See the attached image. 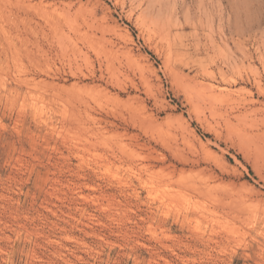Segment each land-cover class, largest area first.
<instances>
[{
  "label": "rangeland",
  "instance_id": "1",
  "mask_svg": "<svg viewBox=\"0 0 264 264\" xmlns=\"http://www.w3.org/2000/svg\"><path fill=\"white\" fill-rule=\"evenodd\" d=\"M0 264H264V0H0Z\"/></svg>",
  "mask_w": 264,
  "mask_h": 264
},
{
  "label": "bare ground",
  "instance_id": "2",
  "mask_svg": "<svg viewBox=\"0 0 264 264\" xmlns=\"http://www.w3.org/2000/svg\"><path fill=\"white\" fill-rule=\"evenodd\" d=\"M84 35V34H83ZM4 38V37H3ZM43 72V71H42ZM46 82V81H45ZM56 83V82H55ZM50 84V83H49ZM263 216V215H262ZM246 219V218H245ZM263 220V219H262ZM244 222V221H243ZM246 222V221H245ZM241 223V222H240ZM247 223V222H246ZM245 223H243V225H244ZM245 226V225H244Z\"/></svg>",
  "mask_w": 264,
  "mask_h": 264
}]
</instances>
